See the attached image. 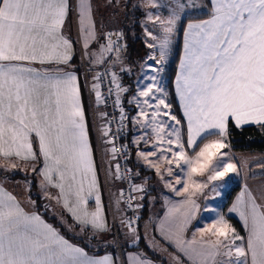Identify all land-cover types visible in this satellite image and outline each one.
Listing matches in <instances>:
<instances>
[{"label": "snow or ice", "instance_id": "obj_1", "mask_svg": "<svg viewBox=\"0 0 264 264\" xmlns=\"http://www.w3.org/2000/svg\"><path fill=\"white\" fill-rule=\"evenodd\" d=\"M209 4L208 18L190 21L184 29V51L175 80L183 113L178 119L157 77L164 70L184 14L201 5L197 0H169L167 4L146 0L147 7L165 8L168 15L146 13L148 21L160 26L159 36L145 29L154 42L148 47L159 52L158 59H149L160 67L152 68L156 75L148 77L151 83L133 97L140 111L132 119L144 130L133 143L150 145L148 151L138 150V157L179 197H164L166 210L157 230L187 264H264V186L253 192L245 184L228 209L239 216L246 236L219 212L210 225L195 227L188 236L201 211L198 201L208 198L209 185L230 173L240 175L230 155L229 125L240 129L254 124L264 129V0H209ZM77 7L84 54L92 63L103 65L107 64L105 54L115 53L105 74L115 86L123 127L127 117L120 94L127 89L111 70L122 64V33L105 34L107 43L93 52L90 44L97 40V33L92 5L90 0H79ZM70 8L69 0H0V170L30 167L36 172L41 164L38 171L45 196L61 203L81 232L91 231L95 238L111 228L101 202L78 77L61 67L73 58V44L63 32ZM112 35L117 36L116 41ZM93 79L99 104L104 100L99 83L102 75L96 73ZM110 131V126L102 129L105 137ZM105 143L112 145L109 151L115 158L114 143ZM122 147L126 155L127 146ZM240 167L246 169L247 161H241ZM115 169V178L124 179L119 163ZM145 184L130 183L128 199L137 200L135 210L143 207ZM217 187L211 188L215 195H219ZM48 188L56 189V195ZM92 199L94 210L89 208ZM123 199L121 189L118 208ZM126 207L133 209L131 203ZM134 223L129 218L120 220L133 242L140 239ZM173 259L175 264H185L179 255ZM0 264H116V259L90 255L84 247L71 243L39 214L26 211L0 185ZM128 264L153 261L129 255Z\"/></svg>", "mask_w": 264, "mask_h": 264}, {"label": "crops", "instance_id": "obj_2", "mask_svg": "<svg viewBox=\"0 0 264 264\" xmlns=\"http://www.w3.org/2000/svg\"><path fill=\"white\" fill-rule=\"evenodd\" d=\"M120 1L125 2L123 4L124 6L122 7L125 13H127L128 10H130V8L131 9L133 8L132 0H120ZM203 1L205 4V7L203 8V10H200L198 12H193L191 14H186L187 15L186 17L207 14L206 16L198 17V18H188V19L184 18L185 20L184 19L182 20L183 25H182V31H181V36H180V50H179V54L177 58L175 72H174L173 79H172V91H173V97H174L176 106L172 105V102L169 100V102L172 105L173 112L177 116L178 119L182 118L183 113L179 105V99L176 96V92H175V80H176L177 71L179 69L180 58L183 55V51H184V29L186 28L187 23L190 21H196V20L208 18V12L210 11L209 0H207L208 1L207 3L205 2V0ZM69 2L71 5V8H70L69 15L66 17L65 24L63 27V32H64V35L68 37L73 44V57L76 55V57L80 61V65L84 63L90 68L96 67L100 64L92 63L89 60V58L84 54L85 50L83 48V38L80 33L79 15H78V7H77L79 0H69ZM121 2L119 4H121ZM90 3L92 5V13H93V19L95 22L97 39L99 38L100 33L102 37L101 43H98L96 40L95 42L90 44V48L93 52H98L100 44H106L107 42L106 40H104L105 38L103 34L104 32L103 28L104 26H106V24L111 19V13L104 15L106 19L104 23L101 26H99L98 23L101 18L100 15H103L104 13L100 14V9L102 8L99 6L98 0H90ZM136 10L138 14L135 17L136 19L133 18L134 19L133 22L137 23V27H138L139 20L142 17V16H139V13L140 12L142 13V11H139L138 9ZM121 12H118L117 14V12L114 11L112 14L119 15V13L121 14ZM101 23H102V18H101ZM119 25H120V22L118 23V27ZM123 39H124V36H123ZM122 52L123 53L120 54L124 60V61L122 60V62L126 64L127 67H125L123 64L117 63L115 65V69H120L119 67H123L124 69H126V68H129L130 66L129 69L132 71V65L127 61L125 53H124V41H123V51ZM109 56L113 57L115 56V54L114 53L105 54L106 59H108ZM71 61L69 65L61 66V67H64L66 70L74 71L76 73L78 77V82L80 85V90H81L80 81L81 80L83 81V83L87 87V96H88L89 105H90V100H91L94 107L97 109L98 115H99L98 124L96 126L97 136H95L94 141L91 142L90 135H89V142L92 147L93 159H94L95 166H96L104 215L107 219L109 227L111 228L110 232L96 234L99 238H104L102 239V241H100V243L103 245H107V246L111 245L110 246L111 249L104 250L101 253H94V252L88 251L89 254L95 255L97 257H101L104 255H112L114 259H116V264H128L129 255L146 256L149 260L153 261V264H162V261L164 262V264H175L173 257L179 255L180 259L184 260L185 264H187L186 258L183 257L182 254L177 253L176 249L173 246H171L166 240H164L160 232L157 230L159 221L163 217L164 212L166 210V206L164 204V197L168 196L172 199H179V197H175L174 194H172L168 189H166L163 186L162 182L160 181V178L155 174V170L149 169L146 163L138 157L137 155L138 150L148 151L150 150V145H145L144 143H140L139 145H137L133 143L135 139L143 135L144 130L140 127V125L134 123L132 118L137 116L136 104L134 102L129 103L128 100H127L129 103L128 108L132 107L133 111L128 117V119H126L125 129L128 131V143L131 146L130 159H131V166L134 167L133 168V178H134L135 184H145V181L147 180V183L145 184L147 195L144 197L143 200L140 201V203L143 204V207L140 208L143 212L140 213L141 218L138 221L137 225L135 226L139 233L140 239L138 241L133 242V240H131L132 237L130 236V234L127 233L123 239L124 244H121L120 239L118 243L115 244L114 235L116 232V237L117 236L121 237L120 220L121 218H124L125 213H124V208H123L122 203H120L119 208L117 207V203H116L119 197V193H118V188L115 185L116 178L114 175L115 174L114 167H113L111 154L109 151V145L105 143L106 137L103 135V132H102V129L105 127V117L104 115L102 116V114H104L103 105L102 103L98 104L96 101L95 92L92 89V85L93 83H95L94 79L91 78L90 84L87 85L83 77H81L80 72L78 73L76 68L73 66V62ZM138 67H139V64H138ZM138 67L136 69H138ZM124 75H125V72H123L120 75L121 82L123 83H124ZM147 81H148L147 84L151 83L149 79ZM133 93H134V90L132 93L128 95V97L131 96ZM128 97H126V99ZM81 103H82L84 113H85V108L83 105V98H82V90H81ZM177 112L179 113L180 118L178 117ZM85 118L87 122L86 113H85ZM88 134H89V131H88ZM209 139H214V137H210ZM223 151L229 152V149H224ZM246 152H251V150H233V149L230 150L232 162L236 163L238 168H240V175H236L235 173H230L229 176L224 177V179L220 181L226 183L228 180H232L233 178L237 177L238 182L235 185H238V187L235 189L233 194L229 196V198H228L229 192L235 185L227 193V196L223 194V190L220 185H218L217 187V191L219 192V195H215V193L211 192L212 187L207 191L208 198L206 199V201L208 203L209 211L202 212V204L205 201V199L201 198V200L198 201L201 204V211L197 214L196 220L193 221L194 227L190 229L188 233L189 237L191 236V231L195 230V227H204L205 225H210L214 221V219L216 218V214L213 212L215 210H222V214H224L225 217L229 220V223L232 224V226H234L237 229V231L240 232L241 235L243 236L247 235V233L244 230V226L242 222L240 221L239 216L236 213L228 212V209L236 201L237 197L240 195L241 191L243 190L245 184H247V186L253 192H257L261 186H264V175L258 176V174L264 173V170L262 172H256V170L258 169V166H261L264 168V165H257V163L264 162V160L257 161L256 159L257 156L255 154L249 155ZM103 155H104V159H103ZM106 158L108 159V163H109L108 172H106V167H105ZM244 160H246L248 164V167L246 169L240 167L241 161H244ZM38 167L40 168L41 164H38ZM39 168L37 169L39 170ZM144 169H149L152 172L146 174ZM38 170L34 172L36 176L35 179L39 177L41 181L42 177L39 175ZM29 171L30 172L27 174L33 173L30 169ZM0 173H5V172H0ZM15 173L19 174L21 172H15ZM136 173H139V175H135ZM21 174L27 175L24 173H21ZM3 176H6L8 178H6L5 180L0 178V185H2L7 192H10L12 195H14L17 198V200L21 203L22 207H24L26 211L35 212L33 203L31 205H27V204L25 205L23 204V202L19 200V196L15 190L16 186L10 183L11 180L15 179V176L11 178L10 176H12V173L8 175L3 174ZM106 183L111 184L112 186L107 189ZM53 190H55L57 193L56 189L53 188ZM52 205H54V207H57L58 209L63 210L72 219L70 213H68L67 210L63 208L61 203H56V204L53 203ZM89 208L90 210L95 209L94 199L89 201ZM230 218L234 219V221H232ZM45 222L48 223L47 221ZM111 234L112 236H110L108 241L107 239L105 240L106 235H111ZM69 241L71 243H74L71 240ZM74 244H77V243H74ZM117 245H120L119 249L112 248ZM139 246L144 248V250L140 249ZM121 247L122 248L124 247L125 250L123 251Z\"/></svg>", "mask_w": 264, "mask_h": 264}, {"label": "rangeland", "instance_id": "obj_3", "mask_svg": "<svg viewBox=\"0 0 264 264\" xmlns=\"http://www.w3.org/2000/svg\"><path fill=\"white\" fill-rule=\"evenodd\" d=\"M99 1V6L102 8L100 9V14L104 13L103 15H100L101 18H102V23H101V18L99 20V26H101L106 17L104 16L105 14H110L111 13V19L109 20V22L106 24V26H104L103 28V34L105 33V31L109 28L111 29H114L116 32L118 33H122V39H123V30L118 27V23H119V19L121 17L124 16V11L122 9V7L124 6L123 4L125 3L124 1L121 2L120 0H98ZM121 2V4H119ZM160 3L162 4H167L169 2V0H159ZM197 3L201 5V7H199L197 10L195 11H190V12H186L184 14V17L183 19L187 16L186 14H191L193 12H198L200 10H203V8L205 7V4H204V1L203 0H197ZM132 4H133V8L130 10H132V13L134 14L131 15L132 18H135L138 14L137 10L138 9L139 11H142V13L140 12L139 13V16H142L141 19L139 20V37L142 39V44L144 46V50L143 51H140V54L138 56V58L136 59V62L139 64V67L138 69L136 70H130V66L129 68H126L125 71H121V67H119L120 69H115V66L111 68V70L113 71H116L117 72V75H118V82L120 83L121 87L122 88H126L127 89V83H123L121 82V78H120V75L125 72V75H124V80H125V77L127 75H130L131 73H134L135 74V78H134V93L129 96L127 98L128 101H133L135 104L136 102L133 100V97H135L137 95V92L144 88L147 83H148V77H151V76H154L156 75L155 72L152 71V68L154 67H160L159 65H156L155 64V61L154 60H151L149 59V56H156L157 59L159 58V52H158V48H149L148 47V44L149 43H154L152 40H151V37L147 35L145 29L147 28L149 31H151L154 35H157L159 36L160 35V26L159 24H153L152 22L148 21L147 20V17H146V13L148 11H153L154 14H159L161 16H167L168 15V11L167 9L165 8H161V9H151L150 7H147L146 6V0H132ZM135 7V8H134ZM114 11L117 12H121L120 15H115V14H112ZM129 15V13H128ZM140 18V17H138ZM136 19V18H135ZM182 19V20H183ZM180 28V25H178V28H177V31L173 37V43H172V46H171V52L167 58V61L164 63L163 65V69L165 70V68H167L173 58H174V55L176 53L175 51V47H176V44H177V41H178V30ZM100 29V28H99ZM101 33L99 34V38L97 39V42L98 43H101ZM105 40V39H104ZM107 43V42H106ZM124 47H125V43H124ZM123 51V49H122ZM121 51V53H123ZM120 53V54H121ZM108 54V53H106ZM115 54V53H114ZM122 58V57H121ZM115 59V56L111 57V59H107V66L110 67L112 65V60ZM123 60V58H122ZM124 61V60H123ZM120 64V63H119ZM122 64L127 67L126 64H124L122 62ZM87 66V65H86ZM81 67H82V64L80 65V70H81ZM94 68V67H92ZM164 70L163 72H161L159 74V76L157 77V79L159 80V83L160 85L166 90L165 88V84H166V74L164 73ZM81 75V74H80ZM82 76V75H81ZM83 77V76H82ZM84 79V78H83ZM167 92V91H166ZM124 92H122L120 94V96H123ZM141 101L144 99L143 97H140L139 98ZM169 101V99H168ZM136 109H137V114L138 112L140 111V109L137 107L136 105ZM150 111V110H149ZM172 112H173V109H172ZM174 114V112H173ZM98 114L95 115L94 117V123H96V126L98 124ZM93 118V117H92ZM247 154L251 155V154H255L257 157V161H261V160H264V151H259V150H251V152H246ZM103 159H104V155H103ZM2 162V161H0ZM21 167H23V165H21ZM105 167H106V172H108V169H109V163H108V159L106 158L105 160ZM37 168L38 167V164H37ZM30 168H27L26 170H21L20 168H17L13 171H9V172H5V173H0V178L5 180L6 176H3V174L5 175H8V174H11L12 173V176H10L11 178H13L15 176V179L11 180V184H14L16 187H15V190L19 196V200L21 202H23V204H27V205H31L32 203L30 201H34L33 205L35 206V200L32 199L29 195V188L31 186V182H36V189L33 191L35 194L38 195L39 197V203L41 205V212L43 211L44 213H47V215H49L50 217L52 218H57L60 222H64L66 220V218L64 219L63 216L61 215H58L59 214V210L57 207H54V205H52L53 203H57L56 200H53V199H48L46 196H45V189L41 187V181L39 179V177L37 179L34 178V172L32 174H27L29 173ZM31 170V169H30ZM264 170L263 167L261 166H258V169L256 170V172H262ZM0 172H4L2 170H0ZM15 172H21V173H24V174H27V175H23L21 173L19 174H16ZM21 174V176H20ZM238 182V179L237 177L233 178L232 180H228L226 183L225 182H221L220 180L218 181H213L210 185H209V188L206 190V192L211 188L213 187L214 185H220L222 190H223V194L225 196H227V193L230 191V189ZM47 191H49L52 195H56V191L53 190V188H48ZM207 208L208 209V203L207 201L205 200L202 204V212H204V209ZM35 212L37 214H39L41 216V218H43L45 221H47L39 212L36 208H34ZM63 211V210H62ZM222 213V210H215L213 213ZM49 224H51L49 221H47ZM52 225V224H51ZM53 226V225H52ZM71 226V225H70ZM54 227V226H53ZM120 232H121V237H116L114 235V238H115V244L118 243L119 239L121 241V244H124L123 243V239H124V236L128 233V229L126 227H122L121 224H120ZM131 236V234H130ZM132 240V238H131ZM110 241V240H109ZM122 248V247H121ZM122 250L124 251V247L122 248Z\"/></svg>", "mask_w": 264, "mask_h": 264}, {"label": "trees", "instance_id": "obj_4", "mask_svg": "<svg viewBox=\"0 0 264 264\" xmlns=\"http://www.w3.org/2000/svg\"><path fill=\"white\" fill-rule=\"evenodd\" d=\"M205 2L207 3L208 1L205 0ZM129 13V15H128ZM120 15V13H119ZM131 15L134 16V14L132 13V10H128L127 13L124 12V16L121 17L119 19L120 25L119 27L122 28L123 30V36H124V43H125V47H124V53L126 56L127 61L132 65V70H135L138 67V63L136 62V59L138 58L140 51L144 50V46H143V42L142 39L139 37V28L137 27V23L133 22V18L131 17ZM207 14H202L199 16H188L185 17V19L188 18H198V17H204ZM184 19V20H185ZM182 25H183V21L181 22V26L178 30V41L175 47V55L174 58L171 62V64L165 68L164 73L166 74V84H165V88L166 91L168 93V98L169 100L172 102V105H175V101H174V97H173V91H172V79H173V75L175 72V68H176V63H177V58H178V54H179V50H180V36H181V31H182ZM73 62V66L76 68V70L78 71V73L80 72V61L78 60V58L76 57V55L73 57V60L71 61ZM82 77V76H81ZM134 73H131L130 75H127L125 77L124 83L128 84L127 86V91L124 92L123 96H121V101H122V105L124 106V113L125 116L127 117L126 119H128V117L130 116V114L133 111V108H128V101L126 99V97H128V95L130 93L133 92L134 90ZM81 83V90H82V98H83V105L85 108V113L87 115V126H88V131H89V135H90V139L91 142L94 141L95 136H97L96 134V128L93 124L92 121V117H91V113H90V106H89V101H88V96H87V87L86 85L83 83V81H80ZM178 117L180 118L179 113L177 112ZM126 119L124 120V128H125V123H126ZM123 140L128 142V131L126 129H124L123 132ZM228 141L230 142L231 145V149L233 150H259V151H264V129H261L259 126L257 125H246L243 126L242 128L238 129L234 126V124H230L229 125V136H228ZM129 145V143H128ZM129 150H131V146L129 145ZM131 152V151H130ZM130 156V154H129ZM129 162L131 164V159L129 157ZM257 165H264V162H260L257 163ZM132 167V166H131ZM134 167H132L133 169ZM145 173H151L152 171L149 169H144ZM264 175V173L262 174H258V176H262ZM21 176V174H20ZM34 178H36L35 174H34ZM36 182H31V186L29 188V195L32 199L35 200V206L34 208H36L38 210V212L47 220L49 221L54 228H56L61 235H63L64 237H66L67 239L71 240L74 243H77L79 245H81L82 247L85 248V250L87 251H91L94 253H101L104 250H108L111 249V245L107 246V245H103L100 243V241H102V239L104 238H99L97 235H95V238H93V234L91 233V231L88 232H81L79 226H77L75 224V222L67 215V213H65L64 211H62L61 209L59 210V214L64 217V219L66 218V220L64 222H60L57 218H52L49 215H47V213H44L43 211L41 212V205L39 203V197L37 194H35L33 191L36 189ZM238 187V185H235L231 191L229 192L228 198L229 196H231L233 194V192L235 191V189ZM143 211L140 209V213H142ZM142 215V214H141ZM143 217V216H142ZM141 216H139L138 221L140 220ZM232 221H234V219L230 218ZM71 225V226H70ZM114 235V233H113ZM111 235H106L105 240L110 238ZM115 236H116V232H115ZM112 248H116L119 249L120 245L114 246ZM140 249L144 250V248L140 247ZM162 264H164V262L162 261Z\"/></svg>", "mask_w": 264, "mask_h": 264}, {"label": "built area", "instance_id": "obj_5", "mask_svg": "<svg viewBox=\"0 0 264 264\" xmlns=\"http://www.w3.org/2000/svg\"><path fill=\"white\" fill-rule=\"evenodd\" d=\"M107 33H118V32H116L114 29H111V28L107 29L104 33V38L106 41H107V38L105 37V34H107ZM111 39L113 41H116L117 36L112 35ZM119 44L121 45V51H122V49H123L122 37L119 39ZM106 67H108L106 64H103V65L100 64L94 68H90V67L86 66V64L82 63L80 74L83 76L84 81L87 83V85L90 84L91 78L93 79V77L96 75V73H100L102 75V80L99 83H100V91L104 97L102 105H103V112L106 113V115H104L105 126H110V128H111L109 136L106 137V140H112V142L114 143V145L116 147V151H117V155L115 158H113L112 154L110 153L111 158H112V162H113L114 173L116 171L115 165L117 163H119L121 173L125 174L124 179H116L115 185L118 188L119 195H120L121 189H123V192H124V199L121 202L123 205V208H124V213H125L124 218H129V219H132L133 221H135V223L133 225L135 227L138 223V218L140 216V209L135 210V208H134V206L137 203L136 199H132V200L128 199V194L130 192V183H134L133 169H132L131 164L129 162L130 150H129L128 142L123 140V132L125 129L124 128V121H123V127H121L120 123H119L120 115H121L120 107L116 106V104H115L116 89H115V86L110 83V76L105 74V68ZM110 88L112 89L111 93L109 92ZM89 106H90L91 117H93L92 118V121H93L95 115L98 114V111L94 107L91 100H90ZM121 107H123V109H124L122 102H121ZM93 124L96 128V123H94V121H93ZM108 145H109V149H110L112 147V145L111 144H108ZM124 145L127 146V149H126L127 154L126 155L124 154L125 149L122 147ZM126 170H131V171L128 172ZM111 186H112L111 184L106 183L107 189L110 188ZM132 195L135 196L137 194L133 193ZM129 203H131L133 205V209H128L126 207V205Z\"/></svg>", "mask_w": 264, "mask_h": 264}, {"label": "bare ground", "instance_id": "obj_6", "mask_svg": "<svg viewBox=\"0 0 264 264\" xmlns=\"http://www.w3.org/2000/svg\"><path fill=\"white\" fill-rule=\"evenodd\" d=\"M122 102V101H121Z\"/></svg>", "mask_w": 264, "mask_h": 264}]
</instances>
